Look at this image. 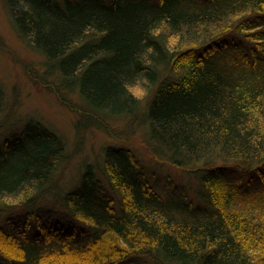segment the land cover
I'll list each match as a JSON object with an SVG mask.
<instances>
[{
    "label": "trees",
    "instance_id": "obj_1",
    "mask_svg": "<svg viewBox=\"0 0 264 264\" xmlns=\"http://www.w3.org/2000/svg\"><path fill=\"white\" fill-rule=\"evenodd\" d=\"M6 2L82 115L138 120L150 155L200 184L162 196L110 147L107 181L87 171L44 212L64 146L27 129L0 143V264H264V0Z\"/></svg>",
    "mask_w": 264,
    "mask_h": 264
},
{
    "label": "rangeland",
    "instance_id": "obj_2",
    "mask_svg": "<svg viewBox=\"0 0 264 264\" xmlns=\"http://www.w3.org/2000/svg\"><path fill=\"white\" fill-rule=\"evenodd\" d=\"M80 105L78 94L66 90L43 56L20 37L6 0H0V143L42 126L57 135L64 146V158L55 176L57 186L37 203L44 212H58L54 196L75 189L89 171L92 180L107 181L104 152L110 147L131 150L162 196L186 188L190 193L198 191L196 178L150 155L145 128L138 120L130 125L125 121H109L107 125L91 122L81 114ZM135 263L155 264L139 257L122 264Z\"/></svg>",
    "mask_w": 264,
    "mask_h": 264
}]
</instances>
